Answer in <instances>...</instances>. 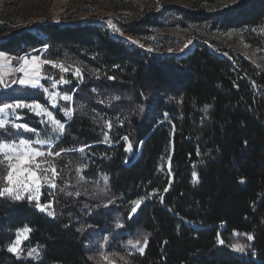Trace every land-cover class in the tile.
<instances>
[{"label": "trees", "instance_id": "1", "mask_svg": "<svg viewBox=\"0 0 264 264\" xmlns=\"http://www.w3.org/2000/svg\"><path fill=\"white\" fill-rule=\"evenodd\" d=\"M211 1L145 9L120 23L144 48L89 21L0 39L1 52L41 49L69 69L44 65L54 103L18 85L0 98L45 104L63 135L25 110L22 123L54 144L56 161L74 158L82 178L63 175L73 166L58 162L57 188L41 198L54 217L26 199L0 197V264H264V69L216 40L238 35L264 59V0L201 6ZM25 225L33 231L17 258L7 247ZM145 236L140 255L128 241L140 247ZM33 247L38 258L26 256Z\"/></svg>", "mask_w": 264, "mask_h": 264}, {"label": "rangeland", "instance_id": "2", "mask_svg": "<svg viewBox=\"0 0 264 264\" xmlns=\"http://www.w3.org/2000/svg\"><path fill=\"white\" fill-rule=\"evenodd\" d=\"M192 1L193 0H0V33H3L2 35H0V39L25 31L35 33V31L33 30L34 28H36L38 25H44L46 23L68 25L71 23L89 21L108 30L109 34L114 38H118L122 41H125L126 43L134 44L136 46L139 45L144 48L145 46L136 38L130 35H126L121 31H114L113 27L110 26L109 21H111V24L115 25V27L120 30V23L126 22L128 19L141 14V12L145 9L158 10L162 6H179L187 8L192 3ZM237 1L239 0H212L210 3L202 4L201 6L211 10H219L225 8L226 6L232 5ZM216 40L220 42V44L226 49L237 50V52L243 55L247 60L253 62L257 67L264 69V59L260 55V52L250 47L242 39V37L233 34H226L220 37H216ZM133 41H135V43H133ZM189 45L190 41H188L183 46V48H181V50L188 47ZM5 54L6 60H0V65H2L0 66V92H7L10 86L13 85H18L20 87H29L31 89L38 88L42 91L44 99L49 100L50 103L55 102L57 95H55V98H53L52 94H57L56 91H54V89H49L42 84V81L46 78L44 70L45 64L41 63V67L39 69V86L32 87L31 85H21L19 83V80L21 78H24V72L17 71V69L26 68L30 75L33 74V69L31 68V66L24 65L23 61L19 58L26 57L29 61H31L32 58L38 56L40 57L42 62L45 60L43 58V50H32L31 52L20 56H13L7 53ZM45 89H47V91H45ZM12 95L17 96V94ZM8 97L9 98L6 97L5 99L0 98V105L16 104L20 102L29 105L39 104L44 111H41L40 109L29 110V108L27 107L17 108L15 110L14 117H6L7 127L4 129H0V143L16 145L17 149L22 152L23 148L19 146V140L24 139L25 141L29 142L34 149H37L44 153L53 151L52 147L54 146V144L49 143L48 140L40 137L37 132H35L28 126V130L12 127L13 125L24 124L22 123L23 116L21 114V112L24 110L29 114L35 115L39 121H41L43 124L49 125L50 128L55 127V125H53L49 121L48 116L44 114L45 112L50 113V111L46 108V105L35 101H19L16 97H12V99L10 95ZM38 112L40 114H37ZM13 132L15 133V135H12ZM37 140H45L46 142L43 144H39L36 143ZM4 151L8 155H15L14 152L7 148ZM56 158L57 157L55 156L47 157V159L52 161L55 166H57L58 162H71L73 167L71 169H62L63 175L72 176V178L78 181H82V178L80 176L81 168L77 167L78 164L75 163L74 158H69L68 160L58 159L57 161ZM0 159H3V154H0ZM40 159V157H37V161H39ZM12 162L16 163L15 160H13ZM31 167H34V165H32ZM7 168L8 162L5 160L3 164H0V189L10 187V185H8L3 179L4 176L7 175ZM77 169H79V171H77ZM49 175H51V173H49ZM20 178L26 179L27 172L23 173ZM59 178L60 175L57 180ZM40 183L41 187L39 192L37 193L35 191H32L31 194L34 196L38 195L39 203L46 206L49 203L42 204L41 198L46 195L45 193H50V195H53L54 189L49 187V185L45 184L42 180L40 181ZM91 184L95 183L92 181ZM101 184L103 185L104 183L101 182ZM28 194L29 193L27 191H24L22 193V195L25 197ZM51 200L53 202V199ZM31 202H33L35 205L37 203V201L35 200ZM21 255L22 252L20 256ZM26 256H28V253H26ZM103 260H105L104 257Z\"/></svg>", "mask_w": 264, "mask_h": 264}, {"label": "snow or ice", "instance_id": "3", "mask_svg": "<svg viewBox=\"0 0 264 264\" xmlns=\"http://www.w3.org/2000/svg\"><path fill=\"white\" fill-rule=\"evenodd\" d=\"M109 24L111 27H113V30L116 32H119L120 30L115 27V25L111 24V21H109ZM135 43V41H133ZM23 61L24 65L26 66H31L33 69V74H29L26 68H19L17 71L24 72V78H21L19 80V83L21 85H31L32 87H37L39 86V79H38V73L39 69L41 67V63L43 64H51L53 67L59 68L61 71L67 72L69 69L63 65L56 64L53 61L50 60H44L41 62L40 57H34L32 58L31 61H29L26 57H21L19 58ZM0 60H6V54L3 52H0ZM2 66V65H0ZM74 75L79 77L80 71L79 69H76L74 72ZM109 79H113V77H109ZM60 82H67L64 81V78L61 77ZM55 87V85H53ZM47 91V89H45ZM55 93L52 94L53 98H55ZM61 99L65 101H71L72 97L70 95L64 94L60 97ZM55 106V104L53 105ZM29 108V110H36L40 109L41 111H44L39 104H25V103H16V104H2L0 105V129H4L7 127L6 125V117H14L15 116V110L17 108ZM206 108L208 106H205ZM10 110V111H9ZM37 114H40L39 112ZM45 115L48 116L49 121L55 125L53 127V131L56 132L59 135H63L65 132V125L55 119H53L51 113H44ZM65 115L66 116H71L72 115V109L67 108L65 110ZM105 125L108 128H111V124L107 121H105ZM12 127L14 128H23L25 130L27 129V126L24 124L21 125H13ZM12 135H15L13 132ZM122 139L125 141L128 140V137L125 136ZM104 140L107 142L108 141V134L104 133ZM45 140H37L36 143L43 144L45 143ZM247 143V141H245ZM19 146L23 148V151H19L17 149L16 145H11V144H6V143H0V154H3V159H0V164H3L4 161L6 160L8 162V168H7V175L4 176V181L10 185V187H5L3 189H0V197L4 198H12L15 201H20L22 199H27L29 202L35 200L37 201L36 203V208L41 211V212H47L48 216L54 217L55 213L54 211H51L50 209L52 208L51 202H49L48 205H41L39 203V197L34 196L31 194L32 191L39 192L41 183L40 181L42 180L45 184H48L49 187L55 189L57 188L56 180L59 177L60 173L57 171L55 164L48 160L47 157H59L61 155V152L57 151H49L47 153H44L42 151H39L37 149H34L31 144L24 139L19 140ZM87 147V146H85ZM9 149L12 152L15 153V155H8L5 153V149ZM84 148L79 149V151H83ZM131 150V145L129 144L128 147L126 148V151ZM199 155V152L197 153ZM37 157H40L41 159L37 161ZM15 160L16 163H13L12 161ZM34 165V167H31ZM28 166V167H25ZM79 171V169H77ZM27 172V178L26 179H21L20 177L23 175V173ZM51 173V175H49ZM193 176V182H198V176L197 173L194 171L192 173ZM105 184L108 182L107 176L104 177ZM241 183L244 182L243 178H241ZM24 191H27L29 194L25 197L22 195ZM165 191H167V188H165ZM78 194V193H77ZM143 198H140L136 201H133L134 207H132L131 214H134L139 205L142 203ZM161 202H163V197H161ZM130 214V218H131ZM117 227H121V225H117ZM33 231V229L27 225H25L22 229H17L16 234H15V239L12 240L8 247L7 251L12 253L14 256L17 258L20 257V254L24 249L21 248V244L23 243V240H27L29 238L30 233ZM247 236V240L252 241L254 239V236L252 234H245ZM219 243L223 244L224 242L222 240L219 241ZM128 244L131 245L132 248L136 250L140 255L144 254L145 251V246L148 244V239L147 236L143 237V246L137 247L138 245L141 244V240L137 239L135 242L133 241H128ZM233 251L236 252H244L245 251V246L241 245H231ZM39 251L37 248L33 247L31 249H28V256L33 257V258H38L39 257ZM123 259V257H121Z\"/></svg>", "mask_w": 264, "mask_h": 264}, {"label": "water", "instance_id": "4", "mask_svg": "<svg viewBox=\"0 0 264 264\" xmlns=\"http://www.w3.org/2000/svg\"><path fill=\"white\" fill-rule=\"evenodd\" d=\"M139 207H140V205H139ZM139 207H138V209H139ZM138 209H137V210H138ZM136 212H137V211H136ZM136 212H135L134 214H131V217H133V216L136 214Z\"/></svg>", "mask_w": 264, "mask_h": 264}]
</instances>
